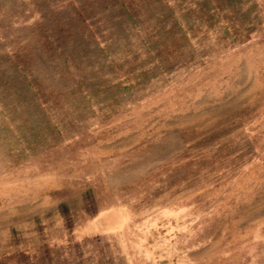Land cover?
<instances>
[{"label": "rangeland", "instance_id": "obj_1", "mask_svg": "<svg viewBox=\"0 0 264 264\" xmlns=\"http://www.w3.org/2000/svg\"><path fill=\"white\" fill-rule=\"evenodd\" d=\"M0 264H264V0H0Z\"/></svg>", "mask_w": 264, "mask_h": 264}]
</instances>
